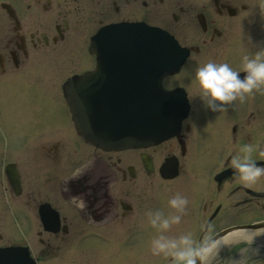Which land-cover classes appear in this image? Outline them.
Returning <instances> with one entry per match:
<instances>
[{"label": "flooded vegetation", "instance_id": "1", "mask_svg": "<svg viewBox=\"0 0 264 264\" xmlns=\"http://www.w3.org/2000/svg\"><path fill=\"white\" fill-rule=\"evenodd\" d=\"M129 3L134 6V10H130V12L126 9ZM257 3L258 0H0V8L7 19L5 20L7 29L0 35V41L6 48L5 51H0V69L5 71V66H7L8 70L13 71L23 67L28 63L30 56H36L32 60L41 66L46 60L44 53L26 51V45L37 48L49 41H62L69 26L67 17H70L74 25H86L93 21L100 22L112 14L118 16L123 13L124 15L135 13L139 19L151 23L162 19V23L167 28L177 29L191 25L198 27L195 14L202 13L204 28L199 27L200 30L187 36V41L203 44L207 48L211 43H215L217 63L226 62L239 72L241 56L245 53L249 55L253 53L257 27L264 28L263 15L256 6ZM3 6L10 9L12 14H7ZM174 10L176 13H173ZM37 67L35 66V70L39 69ZM58 101L56 96L51 100L52 103L55 102L56 108H58ZM199 104H201L200 101ZM200 107L204 111L194 118V122L196 124L200 120L199 128L203 131L199 133L198 141H195L193 146L198 147L199 150L201 147L211 155L214 152L219 154L226 151L223 167L229 166V159L236 153L239 146L243 144L264 145V94H254L243 103L234 102L219 112L209 111L202 105ZM256 112L263 113V115H254ZM206 113L219 118L218 127L223 131H218L215 134L205 131L210 118L205 115ZM52 120L53 118L47 117V108L39 107L34 111L33 124L39 128H45L44 124ZM27 121H32L30 115ZM222 123H225L223 127ZM59 126L57 123L56 127ZM261 129L263 132L259 131ZM171 147L172 143L168 144L166 148ZM52 156L50 165H46L44 169L40 164L37 171L41 172L38 175H36L37 171L32 173L33 179L38 176L36 184H33L32 181L25 185L23 203L28 214L33 213L38 202L49 201L53 205L55 204L61 222L65 224L66 229L68 228V231L71 230L75 234L86 233L84 227L87 225L110 221L125 215V211L119 205V200L112 198L108 200L105 188L98 184L94 185L90 174L84 177L81 182L79 181L72 191L69 192V186H67L66 192L71 199L67 200L63 194L62 185H58L56 182L63 177L65 170L67 171L66 176L75 175L74 167L80 165L79 158L77 155L75 156V149L67 151V158L59 157L56 153ZM253 157L255 159L264 158L256 156L255 151ZM85 175L82 174V176ZM97 175L98 178L104 177L102 174ZM0 182L3 189H7L3 178ZM45 183L50 185L45 188ZM240 184L242 183L236 180L232 173L219 183L210 182L208 185L207 180H203L195 190V193L199 194V198L207 199L208 207H210L203 216L204 222H206L204 233L206 237L227 225L264 218V215L261 214L264 211V200L257 196H250L240 187ZM248 186L264 190V177ZM84 187L89 189V192L84 196H88L90 204L81 195ZM108 194L110 196L109 191ZM9 197L13 199L11 194ZM63 198L65 202L70 203V208L63 210L59 205V200L61 201ZM106 199L109 201L108 206ZM190 200L186 206L187 227L185 232L195 230V222L192 223L195 199L190 198ZM257 208H260L262 212ZM35 233L41 234L40 228H35ZM45 246L49 247L50 245ZM245 246L247 245L240 246L239 243L230 245L228 249L223 250L226 252L223 257L238 261L240 247ZM247 257L249 260L254 259L250 254Z\"/></svg>", "mask_w": 264, "mask_h": 264}, {"label": "clouds", "instance_id": "2", "mask_svg": "<svg viewBox=\"0 0 264 264\" xmlns=\"http://www.w3.org/2000/svg\"><path fill=\"white\" fill-rule=\"evenodd\" d=\"M256 6L264 15V0H258ZM239 72L243 75H239ZM239 72L226 62L208 60L197 65L192 77L199 88L201 105L209 111L219 112L234 102L243 103L254 94H264V47L251 55L243 54ZM254 151L256 156L264 157V145L243 144L229 159L234 178L245 186L264 177V164L256 163ZM167 205L170 209L167 215L159 209H148L145 212L147 224L157 233L150 241L151 254L169 258L168 264H210L219 252L217 240L210 237L197 240L191 232L166 235L167 230L180 223L186 213L187 197L173 194L168 198Z\"/></svg>", "mask_w": 264, "mask_h": 264}, {"label": "rangeland", "instance_id": "3", "mask_svg": "<svg viewBox=\"0 0 264 264\" xmlns=\"http://www.w3.org/2000/svg\"><path fill=\"white\" fill-rule=\"evenodd\" d=\"M18 92H20V90H18ZM43 93L45 94V92H43ZM20 100H21V95H20ZM8 116L10 117L9 112H8ZM3 131L6 132V128L5 127H2V125H1L0 132L3 135H5V133ZM5 142H6V140H5ZM181 222L183 224V216L181 218ZM177 226H178V224H177ZM166 235H169V234H166ZM93 237L94 236L92 234V238ZM81 243H83L84 245H86V244H93V245H96V247H101L106 242L105 241L103 242L102 240H99V239H93L92 240L89 236L88 237L86 236V237H83L81 239ZM124 243L126 245H129L130 246L129 247L130 248L129 249V254H132L133 256H136V258H137L136 261L138 262L137 264H141V263L142 264H153L152 262H154V261H165L167 259L166 257H163V256H153L151 254V252L145 250L139 244V235H137L136 233L135 234H132L129 237H127V239L125 238V242ZM96 249H98V248H96ZM94 251H95L96 254H99L98 250H94ZM136 258H134V259H136ZM163 258H165V260H163Z\"/></svg>", "mask_w": 264, "mask_h": 264}, {"label": "bare ground", "instance_id": "4", "mask_svg": "<svg viewBox=\"0 0 264 264\" xmlns=\"http://www.w3.org/2000/svg\"><path fill=\"white\" fill-rule=\"evenodd\" d=\"M235 236H241V237H245L247 239L256 237V235L251 233V232L250 233L249 232H245V233H238L236 235H232V236H230V238L235 237Z\"/></svg>", "mask_w": 264, "mask_h": 264}]
</instances>
